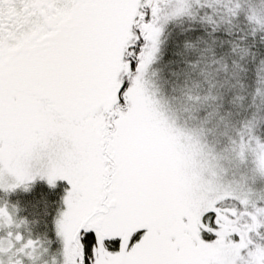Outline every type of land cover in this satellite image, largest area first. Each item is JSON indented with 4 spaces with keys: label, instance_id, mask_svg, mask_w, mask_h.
Returning <instances> with one entry per match:
<instances>
[{
    "label": "snow or ice",
    "instance_id": "obj_1",
    "mask_svg": "<svg viewBox=\"0 0 264 264\" xmlns=\"http://www.w3.org/2000/svg\"><path fill=\"white\" fill-rule=\"evenodd\" d=\"M199 43L245 73L228 107ZM261 49L264 0H0V264H264Z\"/></svg>",
    "mask_w": 264,
    "mask_h": 264
},
{
    "label": "trees",
    "instance_id": "obj_2",
    "mask_svg": "<svg viewBox=\"0 0 264 264\" xmlns=\"http://www.w3.org/2000/svg\"><path fill=\"white\" fill-rule=\"evenodd\" d=\"M179 30L181 31V29L179 28ZM221 39H228L227 36H221ZM181 39H183V37H181ZM209 44H211V40L208 41ZM217 46L213 47V50L216 51L217 55L219 56L224 50L227 49V45L224 46L223 49L220 48V44L219 41H217ZM206 47V45L204 43H199L196 44V46L194 48H181L179 51L182 53V58H186L192 61H196L199 60L200 63L203 62V64H199V66L197 67V69L193 72L190 70V75L193 77H197L196 79L198 81L196 82H191V81H187L188 84L190 83L192 88H197L196 92L198 90L204 89L206 91L207 85L205 83V85L202 87V83L200 77H201V69H206V71H209L212 73V76L209 78H214V82H216V88L213 90V94L214 95H218V96H223L224 97V106L228 107L227 105V100L230 98L231 95L234 94H240L243 95L244 93L241 92L240 89V85L238 83V81H243L245 79V73L242 71H233L231 64H229V71L227 73L223 72L222 70H220L219 72L214 71L215 69L220 68V65H211L210 64V58H211V53L209 52H203L202 50ZM260 51L264 52V49H261ZM210 65V66H209ZM207 66V67H206ZM189 75V76H190ZM254 77V71L252 73L248 74V80L249 83L252 82V79ZM162 78V77H161ZM233 85H235V87H232ZM217 103H220V101H217ZM247 104V101L245 102ZM261 134L264 135V129H261ZM45 197L48 198L49 200H55L57 199V197L59 196V191H57V193H54V195L50 196V194H48L45 191ZM36 195V194H35ZM40 195V194H38ZM37 195V196H38ZM34 197V196H33ZM33 197H29V198H33ZM35 201H38V198H33ZM33 202L32 200L28 201L27 200V205H32Z\"/></svg>",
    "mask_w": 264,
    "mask_h": 264
},
{
    "label": "rangeland",
    "instance_id": "obj_3",
    "mask_svg": "<svg viewBox=\"0 0 264 264\" xmlns=\"http://www.w3.org/2000/svg\"><path fill=\"white\" fill-rule=\"evenodd\" d=\"M250 3H259L260 0H249ZM184 28H187L188 25L185 24L183 25ZM179 28H177V32H179ZM212 43V42H211ZM217 44V43H216ZM213 45V47H216L217 45ZM203 64V62L200 63V65ZM162 73L158 70L157 71V75L155 77H153V80L155 82V84L157 85L158 88L161 89V91H163V88H164V85H163V82H162ZM197 77H193V75L189 76L188 80L191 81V82H196L198 81L196 79ZM202 79V80H201ZM201 80V83H202V87L205 85V78L204 76L201 75L200 79ZM197 83V82H196ZM189 85L191 86V84L189 83ZM192 87V86H191ZM197 88H194L193 87V91L196 92ZM201 90H204V89H201ZM201 90H198L197 92H200ZM203 94V92L201 93ZM173 106L175 107L176 105V102L173 101ZM226 107V106H224ZM175 115L177 116V118L179 120H183L185 118V113L182 112V111H177L175 113ZM225 124H228L229 126L228 127H225ZM221 133H224V134H228V135H235V132L233 131L232 127H231V121L230 120H227L225 121V123H222L219 125V127L217 129L214 130V135H217L219 136ZM45 191L50 194V196L54 195V193H51L49 192L46 187L43 185V184H40L38 185L37 188H35L33 191H31L30 193H18L16 194L15 196L12 197V201L15 203V202H19V205L21 207H26L27 211L22 213V215H26L29 217L30 220L32 219H41L42 215H41V211H43V204L40 203L42 202L46 197H45ZM36 194V195H35ZM40 194V195H38ZM38 195V196H37ZM34 196V197H33ZM29 197H33V198H38L39 200L38 201H35L33 198H29ZM27 200L33 202V206L34 205H37L39 203V207H33L31 205H27ZM41 210V211H40ZM37 213H39L41 215H37ZM42 223L43 221L41 220V227L40 229H35L34 226L32 224H29L28 228L30 230H33V231H39V232H43V227H42ZM43 238V237H42ZM45 246L46 247H49L52 251H53V254H55V250H56V245L54 243H48L47 241L45 242Z\"/></svg>",
    "mask_w": 264,
    "mask_h": 264
},
{
    "label": "flooded vegetation",
    "instance_id": "obj_4",
    "mask_svg": "<svg viewBox=\"0 0 264 264\" xmlns=\"http://www.w3.org/2000/svg\"><path fill=\"white\" fill-rule=\"evenodd\" d=\"M41 211V210H40ZM42 212V211H41ZM41 215H42V213H41ZM41 215H40V217H41Z\"/></svg>",
    "mask_w": 264,
    "mask_h": 264
}]
</instances>
